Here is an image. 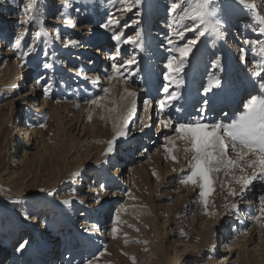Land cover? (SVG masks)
<instances>
[{"label": "rangeland", "instance_id": "374dc122", "mask_svg": "<svg viewBox=\"0 0 264 264\" xmlns=\"http://www.w3.org/2000/svg\"><path fill=\"white\" fill-rule=\"evenodd\" d=\"M8 1L0 0V27L2 28L4 27L2 22L4 19L3 12L6 10L4 5H8ZM14 2L17 8L10 7V14L14 10L18 11L19 18L13 19L14 22L18 23L22 18L20 17L22 0H14ZM260 2L264 4L262 0L256 1L255 4L260 5ZM94 3L103 5V13L101 14L106 15L109 10L113 13L116 12L115 8H110L107 0H81V4L86 5L82 14L76 16V8L81 6L78 4L69 7L67 11L73 18L78 17L75 24L78 28L84 27V29H80V34L83 36L74 34L72 28L63 22L59 23L60 40L55 39V13L46 4H43L45 8L43 11L44 23L48 25L47 27L50 26L49 33L51 32L52 43L50 46L41 47L40 60L38 61H41L42 64V61L47 59L43 56V51L47 50L51 54L55 50L57 55L53 68L59 70L60 62L63 60L72 72V74L69 73L70 75L66 76L64 81L58 82L52 88L49 96L50 105L46 109L47 120L51 119L52 124L48 130L49 133L46 137V143L42 146L43 148L38 151L33 149L32 155L22 157L21 148L24 146L27 137H25V133L23 134L24 131L18 130L17 126L19 125L17 123L25 121L24 117L28 105H25V100H21L20 103L23 104V107L19 112V116H15L16 114L13 113L11 108L12 98L10 96H13L12 93L6 94L7 98L5 99H1L3 96H0V206L2 202H8L16 210L19 207L20 198L25 197L24 201L28 200L27 203L29 202L27 209L33 211V206L29 204L35 198L54 199L55 195H48V193L56 194L62 192L63 189L71 192L76 187L78 180L77 178L74 181V174L80 172L82 183L77 193L85 197L80 203L86 204L87 209L85 210L81 204L74 206L75 212L73 226L71 227L65 222L69 221L68 209L67 212L61 210L63 213L62 218L55 215V212H50L54 219L60 220L53 223L56 228L55 232L61 237L56 243L54 241L51 243V234L44 236L43 231L39 233V239H33L29 233L30 231H26V228L19 237L12 234V230L5 223L6 221L8 223L13 222L14 212L1 210L0 246L6 243V251L0 256V264H40L41 259L34 258L33 261L31 255L33 256L34 250L42 249L41 244H46L44 238H47L50 245L45 248L44 253H41L42 256L46 255V258L40 261L41 264H46L47 261H49L47 264H67L69 260L72 261V264H84L89 259H94V264H134L133 258H135V264H264V227H261L264 220L256 224L255 238L252 243L250 242L244 248L241 246L243 239L241 240L240 237L242 235L240 222L242 221L239 219V215L233 214L230 207L233 204H238L239 208L241 207L243 210L242 219L247 216L248 206H252V209L258 214L260 208L259 196L264 193V189L260 188L262 182L254 181L251 186L252 191L247 192L243 198H240L230 194V188H235L239 192L240 187L235 184L231 176H225L221 172L214 184L215 191L210 196L214 207L208 209L209 212L215 213V216L203 214L204 209L199 203V189L197 187H185L179 183V178L188 170L187 159L182 150L184 145L182 142H177V151L174 154L179 162H174L165 151V136H171L174 133L163 126L157 132L161 117L158 114V100L163 98L164 95L159 89L165 83L163 73L166 69L163 65L167 54L164 48L159 47L163 36L155 37L153 25L148 30L143 24L148 51L147 53H140L137 57L140 60V73L138 75L144 77V82L141 84L139 81L136 83L130 81V90L136 91L137 97L136 113L129 124V136L126 140L117 141V149L114 154L108 157L104 156L107 141L111 140L115 134L113 119L108 118L109 114L104 109L90 106L86 101L93 96L102 95L103 88H111V94L104 101V104L106 107L119 106V111L123 113L129 104L128 100L122 99L126 85L122 80H119L120 84L113 89V86L101 79L98 83L93 84L92 81L95 79L90 78L89 74L94 70L100 72L105 63L107 64L106 68L109 69V66L112 65L108 63L110 60L106 59L105 61L106 56L95 59L88 53H81L78 48L81 46H68V52L65 49V44L69 39H76L80 45H83L96 42L100 39L99 37H102L104 39L99 40V42H102L103 49L105 48L107 52H114L115 41L110 39V33L100 27L102 23L93 9ZM244 11L245 8L238 4L235 7L227 8L229 15L226 14L225 16V27L228 30L226 43L212 44L209 42L205 45L202 37L201 42L197 44V48L193 50V55L189 58L190 65L185 69V84L181 89L183 99L174 102L184 106V111L179 116L189 117L198 114L202 98H206L203 97L202 88L207 82V75L210 72L217 71L211 67V62L216 57L221 59L224 66V71L219 74L222 79L226 77L227 84L224 91L220 92L219 95L212 96V93L208 94L212 99L209 101L205 115L207 117L213 115L212 119H224L226 121L227 116H230L226 105L221 106L219 112H215L214 104L218 98L221 96L220 98L224 99L229 94H239L237 102L240 107L241 102L250 93L245 88L246 84L243 85V90L236 88L234 76L237 74L242 77L243 74L241 75L240 72L243 69L240 68L242 65L238 60L235 64L233 62L234 59L240 57L239 49L244 47L245 62L248 66L252 45L242 43L243 39L248 36L244 37L242 33L241 35H235L236 33L233 30L236 28H234V24L232 27V22L228 18L234 14L243 16ZM135 18L131 13L121 18V24L125 21L131 24L132 19ZM163 18L165 21L168 20L167 12ZM159 19L155 16L153 22L155 26L160 24L161 20ZM11 21V19H6V22H9L10 25ZM10 27L6 30L8 31ZM11 28V31L14 30V27ZM29 28L32 32V27L29 26ZM159 31L160 29L157 30V33ZM237 31H239L237 33H240V29L237 28ZM131 32L132 29H125L126 35ZM192 36V33H186V38ZM239 36H241L240 39ZM262 41L264 42V40ZM233 42L235 43L234 47L232 46ZM95 47L92 46V48ZM110 47H113V49H110ZM256 47L259 48V45ZM122 49L121 57L127 59L132 54L131 48L124 45ZM235 49L237 50L235 51ZM1 50L0 58L4 57V53L7 51L5 44ZM126 50L127 55H125ZM66 53L69 57H64ZM74 55H78L79 59L72 58ZM35 59L36 54L30 55L28 62H23L22 66L24 67L28 63L32 67ZM90 59L92 61H89ZM35 68L37 69L38 66ZM39 68L41 67L39 66ZM81 69H83V74H80ZM28 72L34 73V71ZM42 73L44 72L39 71V77ZM47 74L50 75V72ZM70 79L73 81H70ZM132 79L136 80V77ZM32 80L27 79V87L25 88L20 84L19 88L23 87V89L18 91L23 92L20 95L22 98L25 97L24 94L26 93L24 89L29 87ZM46 81L49 82V77L45 79ZM45 82L42 88L37 91L39 92L37 104L42 102ZM240 83V87H242L244 82L240 80ZM198 90L200 91L198 92ZM213 91L217 90L214 89ZM114 98L117 100L115 105L111 103ZM149 98L152 100L151 126L149 132L145 128L141 132L139 131L138 122L145 112L143 101ZM57 100L60 102L57 103ZM77 104H79L78 108L76 107ZM70 105L73 107H70ZM33 112L31 111V114H34ZM90 113L93 117L91 121L88 120ZM225 113H227V116H225ZM101 115H104L106 119H100ZM147 117L143 120L146 121ZM32 138L31 136L30 142H32ZM151 142H155L154 145L150 144ZM252 158L249 157V159ZM105 160L108 161L107 164L104 163ZM104 167L108 169L107 173L109 175L105 190L102 191L100 183H102V169ZM132 168L135 169L131 171ZM236 174L238 175L239 172L237 171ZM130 176H134V182H132ZM15 177L26 182L28 180L29 184L21 192L28 194L27 196L22 194L17 196L8 187L7 183L11 180H17L13 179ZM125 191H130L135 199H130L124 195ZM248 195L253 197L251 201L246 200ZM97 199H99V203H96ZM246 202H248V205L242 207V203ZM103 203H105L102 210L104 215L102 221H100L97 211H101ZM124 207L128 208V212H121V220L116 223L115 213ZM40 213L47 214L43 208H40ZM81 214L84 215L80 217ZM250 218L246 219L248 223L253 221L252 219L249 220ZM104 219H106L105 223L103 222ZM93 224L96 225L97 231H84ZM128 225H131V227ZM113 227L118 229L115 235L111 231ZM216 228L220 229L217 233H215ZM235 233L240 237L237 240L239 244H236L235 251L232 254L226 253L225 244L230 242ZM125 238L128 240L127 244ZM27 239L29 242L28 246L23 248V250L25 249L24 256L19 255L14 258L15 260L10 261L13 255L11 253L16 252L23 242L25 244L28 241ZM40 242L42 243L40 244ZM259 242L262 249L256 252L254 248ZM75 243H78L79 247L74 246L75 251L69 249L70 245ZM223 256L225 258H222Z\"/></svg>", "mask_w": 264, "mask_h": 264}, {"label": "snow or ice", "instance_id": "6c2138e0", "mask_svg": "<svg viewBox=\"0 0 264 264\" xmlns=\"http://www.w3.org/2000/svg\"><path fill=\"white\" fill-rule=\"evenodd\" d=\"M110 8H115L120 12V17L110 10L107 13L106 22L100 27L110 33V39L115 41V54L110 57L113 61L111 68L112 72L107 76L109 82L122 80L126 85L124 87V96L122 99L128 100L129 104L124 109V112L119 111L117 107H106L104 101L111 94V88H103L102 95L93 96L86 101L90 106L104 109L108 114V118L113 119V128L115 134L113 138L107 141V148L104 156L108 157L117 149V141L126 140L129 136V124L132 122L136 113V97L137 92L130 90L131 83L139 81L144 82V77L138 75L140 73V60L137 57L140 53H147L144 27L141 24V17L146 7V0H107ZM166 11L168 13V22L166 27L170 29L165 33L159 47L164 48L166 52V61L163 65L166 71L163 73L165 83L159 89L162 91L163 98L158 100V114L163 117L159 123L165 128L170 129L174 135L165 136L166 144L165 151L168 157L174 162H179L174 154L177 151V142H182L183 152L187 159L188 170L179 178V183L185 187L193 186L199 189V203L203 206L204 215L215 216V213L209 212L210 207H214L210 196L215 191L214 184L219 178L221 172L225 176H231L235 184L240 187L237 192L235 188H230L232 196L243 198L244 195L252 191L251 186L254 181L264 182V42L260 40L243 39L244 45H252L250 63L254 65V71L251 72L252 77L258 78L255 81L256 92L250 94L241 102L238 114L234 112L231 116L224 119H212L205 115L209 101L212 99L208 94L217 96L224 91L227 79L221 78L219 73L224 71V66L219 57H216L211 62V67L217 71L208 73L207 82L203 86L202 104L199 107L198 114L194 117H181L179 114L184 111V106L179 103L183 99L181 89L185 84V69L190 65V57L193 55V50L197 48V44L204 38V43L209 42L217 44L219 42H227V28L225 27V16L228 4L225 0H165ZM233 3L242 5L249 12L255 14V20L260 25L255 31L264 36V16H261L257 11L255 3H249L247 0H233ZM40 0H22L20 6V15L22 20L18 22L19 34H15L14 44L12 48L17 52V58L28 62V57L38 51L37 43L43 37V44L50 46L52 36L46 30L44 20L45 16L41 12ZM73 4L81 5L76 8L78 15L82 14L86 5L81 4V0H65V4L61 10L60 18L65 25L72 28L76 27L74 19L69 16L67 9ZM43 6V5H41ZM132 13L135 19H132L131 24L125 21L121 24V18ZM29 26L32 27L30 39L25 41L26 34L29 33ZM132 29L130 34L125 33V29ZM186 33H192L193 36L186 38ZM59 29L55 32V39L60 40ZM128 45L131 48L132 54L127 59L121 58L117 61V57L121 56V47ZM259 45V48L256 46ZM82 46L76 39H69L65 47ZM198 50V49H197ZM240 59L244 60L245 49L241 47ZM127 55V50L125 51ZM43 56L46 57L40 65L43 69H52L56 61L55 51L51 54L45 50ZM80 74H83L81 69ZM136 77V80L132 78ZM43 77L37 79L40 83ZM99 77L92 81L93 84L98 83ZM56 82H45L43 94L50 96L52 88ZM217 91H213V90ZM200 90H198L199 92ZM60 101L57 100V103ZM113 105L116 101H111ZM145 111L152 107L151 98L143 101ZM79 107V104L76 105ZM115 114V115H113ZM92 114L88 116V120H92ZM100 119L106 117L101 115ZM47 117L41 116L40 128H47ZM139 131L150 125L140 120ZM175 125V126H174ZM249 157H253L249 159ZM108 163L107 160L104 161ZM237 171L239 174L237 175ZM155 175V173H153ZM81 178V173L74 174V181ZM100 189L105 190L104 183L100 184ZM43 191V190H42ZM55 195V193H48ZM71 196H76V189L73 188L70 192ZM124 195L130 199H135L130 191H125ZM99 199L96 203H99ZM62 204L70 206L71 200H63ZM259 213H251V218L260 222L264 220V193L259 196ZM233 214L240 215L241 209L238 204L230 206ZM121 212L127 213L128 208H121L115 213V222L121 220ZM24 218L30 219L28 213L24 212ZM131 227V225H128ZM264 227V223L261 224ZM97 227L93 224L90 228L84 229L85 232L97 231ZM113 235L118 231L117 228L111 229ZM138 231V229H136ZM26 243V242H25ZM125 243H128L125 238ZM25 244L19 246V251H22ZM135 264V258H133ZM67 264H72L69 260ZM84 264H94V259H89Z\"/></svg>", "mask_w": 264, "mask_h": 264}, {"label": "bare ground", "instance_id": "6f19581e", "mask_svg": "<svg viewBox=\"0 0 264 264\" xmlns=\"http://www.w3.org/2000/svg\"><path fill=\"white\" fill-rule=\"evenodd\" d=\"M256 1L259 2L261 0H247V2H249V3H256ZM262 1H264V0H262ZM40 3L41 4H40V6L38 4V7H40V10H41L42 13H43V11L45 9L43 6H41L43 4H46V6H48V8H50L51 11L55 13L56 28H54V32H56V30L59 29V26H60L59 23H63L64 22L60 18V15H61V10H62V8H63V6L65 4V0H40ZM157 3H158V5H157ZM225 3L228 4V7H235V5L238 4V3L234 4L233 0H225ZM4 6H5L6 10H4V12H3L4 19L2 20L4 27L3 28L0 27V55H1V51H2L1 48H2V46L4 44H5V48H7V51H6V53H4V57L0 58V96L4 97V98L2 97L1 99H5V98H7V96H5L6 94H9V93L11 94L12 93L13 96H10L12 98L11 99V103H12L11 108L13 109L12 110L13 113L16 114L15 116H19V112H20L21 108L23 107L22 106L23 104L20 103L21 100L22 101L25 100V102H26L25 105L26 106L28 105L26 107V114H25L26 116L24 117L25 121H20L19 123H17V125H19V126H17L19 128L18 130L19 131H21V130L24 131L23 134L25 133V137H27L26 142H24L25 143L24 146L21 148V150L23 152L22 157L25 158L28 155H32L33 154L32 151H34V150L38 151L41 148H43L42 146H43V144L46 143V139H47L46 137H47V135L49 133L48 130L50 128V125L52 124L51 123L52 120L48 119L47 122H46V124H47V128L46 129L45 128H40L38 126V124L40 123V117L48 115L47 112H46V109H48V107L50 105V98H49V96H45L43 94L42 102L37 104V102L39 100L38 99L39 92H37V91L42 88V86H43V84L45 82V79H47L48 77H49V82L54 80L56 82L55 84H57L60 81H64L66 79V76L72 74V72H71V70L69 68H67V66L65 64V61H63V60H61V62H60L61 66H60L59 70H57V68H55V67L52 68V69H43L40 66L41 65V61H38V60H40L39 52L41 51V47L45 46L43 44V42H42L43 39H44L43 37H41L40 41H38V43H37L38 51L35 53L36 54V59L34 60V62L32 64V67H30L31 65H29L28 63L23 67L22 63L25 62V61H22L19 58H17V52L12 48V45L14 44V40H15V34H19V25H18V23L13 21V19L19 18L18 17V11L14 10V12H12L10 14V7H12V8L16 7L14 0H9L8 1V5H4ZM72 6H74V4ZM240 6H242V5H240ZM257 6H258L257 7V11L259 12V14L261 16H263L264 15V4L263 3L261 4V2H260V5H257ZM165 8H166L165 0H155V1H152V2H151V0H146V7H145L144 12H143L142 17H141V24L142 25L145 24V27L148 30H149V27L151 25H153L154 26V31H155V32H153V34L155 35V37L164 36L165 32L167 33V31L169 30L166 27V24H167L168 20L165 21L164 18L162 19L164 14L167 12ZM93 9L96 11V14L98 16L99 21L101 20V23L106 22L107 14L106 15L105 14H101V13H103V5L101 3H94L93 4ZM9 14H10V16H9ZM117 14H118L117 17H120V12L116 10L115 15H117ZM129 14H131V13H129ZM226 14L229 15L228 12H227V9H226ZM76 16H79V15L76 14ZM155 16L157 18H160L159 20H161V22L159 21L160 24H157L156 26H155V23H153ZM20 17H22V16H20ZM70 17L73 18V16H70ZM235 17H238V18H235ZM7 18L12 20L11 21V25H10L9 22L8 23L6 22ZM77 18L78 17H74L73 18L74 22L76 21ZM228 18L232 22V27H233V24H234V28H236L235 30H233V32L236 33L235 35H237V34L241 35V33H242L244 37L248 36L247 38L249 40H252L253 38L255 40L256 39H260L261 40L263 38L262 40H264V36H260L255 31V29H257L260 25L256 22L254 13H251L247 9H245L243 16H241V15L238 16L237 14H234V15H230ZM21 20H22V18H21ZM50 21L54 22L53 20H50ZM9 26L14 27L13 28L14 30L11 31L12 28L10 27V29H8V31H7L6 29ZM47 26L48 25L45 24L46 30L49 32V27L50 26L49 27H47ZM237 28L240 29V33H237V32H239V31H237ZM80 29H84V27L82 26V27L78 28L77 25H76L75 28H72V32H74V34L75 33L76 34H80V31H81ZM158 29H160V31L157 33ZM30 33H31V28H29V33L26 34L25 41H22V43H25V42H27L29 40V34ZM49 34L51 36V32ZM80 35H82V34H80ZM240 37L241 36H239L238 38L240 39ZM251 37H252V39H251ZM99 38H100L99 40H103L104 39L102 37H99ZM99 40L96 41V42H93V43L89 42V44H83L81 47H78L79 51L81 53H86V54L88 53L91 56L95 57V59H98L100 56H104V57L106 56V58L104 60L106 61V59H108V60H110L108 63L112 64L113 61L110 59V57L112 55H114L115 52H109V51L107 52L105 48L103 49V45L101 46L102 42H99ZM92 46H96V47L92 48ZM232 46L233 47L235 46L234 42L232 43ZM65 49H67L66 52H68L69 48L65 47ZM110 49H113V47H110ZM108 50H109V48H108ZM122 50L123 49L121 47V53H122ZM236 50L237 49H235V51ZM53 51H55V50H53ZM64 57H69V56L66 53L64 55ZM72 58L79 59V56L78 55H74V56H72ZM120 58H122V57L121 56L117 57V60L119 61ZM28 59H29V57H28ZM249 59L251 60V57ZM237 60L242 65V67H240V68H242L243 71L240 72V74L241 75L243 74V76L239 77L237 74H235L236 76L233 75L235 77L236 88H239V90H243V88H244L243 85L246 84L245 88H246L247 92H250L248 94V96H249L250 94L255 93L256 90H257L256 86H255V81L258 78L251 76V72L254 71L253 70L254 65H252L251 63L248 62V66H247V64L245 62V56H244V60L243 61L240 59V57L238 59L237 58L234 59L233 64L237 63ZM89 61H92V60L90 59ZM250 64H251V66H250ZM37 66H38V68L36 69L35 67H37ZM39 66L41 68H39ZM103 67H105V68H103ZM103 67L101 68L100 72H96L95 70L92 71L89 74V77L90 78H94V79L99 77L101 80L107 81V84H109L110 86H113V89H114V87L117 88L118 85L120 84L119 81H111V82H109V80L107 79V76L109 74H111V72H112L111 65L109 66V69L106 68L107 67L106 63L103 65ZM28 71H34V73L32 74V73H29ZM39 71H43L44 73H42V75H40V77H43V79H41L40 83H37V79L39 78ZM234 71H236V69H234ZM48 72H50V75L47 74ZM77 77H80V76H77ZM29 78L33 79V80L30 82L29 87L24 89V91L26 93L24 94L25 97L22 98V96H20V95L23 92L22 91L19 92L18 90H22L23 87L24 88L27 87V79H29ZM239 79L244 82V83H242V87H240L241 83H240ZM70 81H73V80L70 79ZM74 83H75V81H74ZM20 84H22L23 87L19 88ZM14 93H17V94L15 95ZM113 94H115V93L113 92ZM116 96H117V94H116ZM248 96H246V98ZM220 97L218 98L217 102L214 104L215 108H216L215 112H219V110L221 109V106L226 105L227 109H228V112L230 113V116L234 112H236L238 114V109L240 108L239 107V103L237 102L239 100V94L238 95L237 94L236 95L229 94V95H227V97H224V99H221ZM115 101H117V100L115 99ZM72 105H70V107H73ZM151 108L149 110L145 111L144 114H142V116H141V120H143V119L145 120V117L148 116L147 119H146V122L150 126H151V115H150ZM31 111H34L33 112L34 114H31ZM212 116L213 115H210V116H208V118H213ZM215 116H218V115H215ZM49 117L51 118V116H49ZM190 117H194V115H192ZM161 118H163V117H160V119ZM17 120H18V118H17ZM150 126L145 128V130L149 132ZM161 126L162 125L159 123L157 132L161 130ZM31 136L33 137L32 138V142H30L31 141ZM18 140H19V138H18ZM22 140H23V137H22ZM154 143L155 142H151L150 144L154 145ZM133 169H135V168H132L131 171ZM107 170L108 169H106V167H104L102 169V175H103L102 183H104V185L107 184V179H108V175H109L107 173ZM130 177L132 178V182H134L135 181L134 176H130ZM127 178H128V176H127ZM131 178H129V179H131ZM13 179H17V177H15ZM81 183H82V177L78 178V180H77L76 187H75L76 192H77V190H80ZM262 183L263 184H261L260 188L264 189V182H262ZM7 184H8V187L11 188L12 192L14 194H16L17 196L20 195V194L25 195V196L28 195V194L21 193L23 191V189L25 188V186L27 184H29L28 180H27V182L23 181V180H18V179L17 180H13V181L11 180V182H9ZM247 197H248L246 199L247 201H251L253 199V197H251L249 195ZM84 198H85L84 196H82L81 194H78V193H77L76 196H71L70 195V191H68L66 189H63L62 192H59V193L55 194V198L54 199H50V198H48V199L35 198L34 201H32V203L29 204V205L33 206L32 207L33 211L27 209V204L29 202L27 203L28 200L24 201L25 197H21L20 198L21 201L18 202L19 203V207L16 210H15V207L11 206L8 202H2V204L0 206V211L1 210H3V211L9 210V211L14 212V220H13V222L8 223L6 221V223H5V225L8 226L10 228V230H12V232H13V233L11 232L12 234H15L16 236L19 237V235H21V232L25 231V228H26V231L27 230L30 231L29 233H30V235H31V237L33 239H39V237H40L39 233H41V231H43V235L44 236H49V234H51V243L53 241H54V243H56L61 237L58 236V234L55 232L56 228L53 225V223H57V221L59 219L58 220L54 219L50 215V212L53 211V212H55V215H58L59 218H62L63 217V213H62L61 210L63 209L64 212H67L66 210L68 209L69 210V215H68V220L69 221H65V222H66V224L67 223L69 224L68 225L69 227H71V226H73V219H74V212H75L74 206L75 205L77 206L78 204H81V206H84L85 210L87 209V205L86 204L80 203ZM63 200H71L72 204L70 206H65L64 204H62ZM104 204L105 203H103L101 205V211L100 212L97 211V215H98L100 221H102V217L104 215L103 214L104 212L102 211L103 208H104ZM246 205H248V202L242 203V207H246ZM40 208H43V210H45V212H47V214H46L47 216L41 214L42 212L39 214ZM247 208H248V210L246 212L247 216H246L245 219H242V211L243 210L241 209V207H240V209L242 211H241V214L239 215L240 216L239 219H241V221H242V222H240V224H241L240 232L242 233V235L240 237H241V240L243 239V244L241 246H243L244 248L247 246V244H249L250 242L251 243L253 242V240L255 238L254 232L257 231L256 224L259 223V222L254 221L252 218H250L249 220L252 219L253 221L248 223V221L246 219L248 217H251V213H255V210L252 209V206H248ZM25 211L28 213L30 219H25L24 218V212ZM83 215L84 214H81L80 217H82ZM103 222L105 223L106 219H104ZM218 230H220V229L216 228L215 229V233H217ZM222 230H224V229H222ZM240 237H238L237 234L235 233L231 237V240H230L229 243H226V244L224 243L225 244L224 248L226 249L225 250L226 253H231L232 254L233 251H235L236 244H239L238 243L239 241H237V240H239ZM44 239H45L44 243H46L45 245L41 244L42 242H40V244L42 245L41 246L42 249H40L38 251L34 250L33 256L31 255V257L33 258V261H34V258L41 259L40 261H42V260H44L46 258V255L42 256L41 253H44L46 251L45 248L48 247L50 244L48 243L47 238H44ZM49 240H50V238H49ZM28 242H29V240L25 243V246H28ZM81 243H83V242H81ZM74 246L79 247V244L78 243L77 244L76 243L75 244H71L69 249L74 250ZM261 249H262L261 248V244L259 242L258 244H256V246L254 248V251L259 252V251H261ZM5 251H6V243L4 245L0 246V256ZM24 251H25V249L22 250V251L17 250L16 252L11 253L13 255L10 258V261L13 260L15 257H18L19 255H21L23 257L24 256V253H23ZM222 258H225V256H223ZM68 260H69V257H68ZM40 261H39V263L41 264ZM48 262L49 261H47L46 264ZM60 263H61V261H60ZM74 264H77V263H74Z\"/></svg>", "mask_w": 264, "mask_h": 264}]
</instances>
